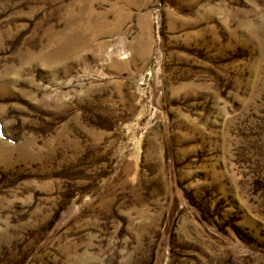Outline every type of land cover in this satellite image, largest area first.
Wrapping results in <instances>:
<instances>
[{
  "label": "rangeland",
  "instance_id": "374dc122",
  "mask_svg": "<svg viewBox=\"0 0 264 264\" xmlns=\"http://www.w3.org/2000/svg\"><path fill=\"white\" fill-rule=\"evenodd\" d=\"M0 264H264V0H0Z\"/></svg>",
  "mask_w": 264,
  "mask_h": 264
}]
</instances>
